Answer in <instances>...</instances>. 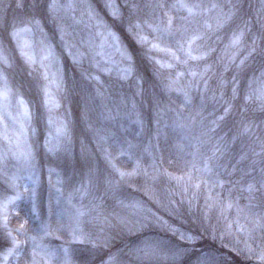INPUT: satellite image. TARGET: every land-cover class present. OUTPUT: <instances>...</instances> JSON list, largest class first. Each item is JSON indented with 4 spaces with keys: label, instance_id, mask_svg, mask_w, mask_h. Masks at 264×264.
<instances>
[{
    "label": "rangeland",
    "instance_id": "rangeland-1",
    "mask_svg": "<svg viewBox=\"0 0 264 264\" xmlns=\"http://www.w3.org/2000/svg\"><path fill=\"white\" fill-rule=\"evenodd\" d=\"M124 1L126 2V0ZM242 1L246 4V14L249 15V18L244 21L243 27H240L238 25L230 26V20L223 26L217 25V17H226L232 14L233 5H236L238 0H189V2H198L206 6L211 4L219 6L207 14L197 15L200 17L202 39L196 41L193 47L198 52L208 53L204 60L189 61L186 66L182 62L186 57L181 51L172 50L179 60L174 59L168 52L153 53V56L161 60L162 63L173 64L172 68H160L155 64L158 69L157 75H167L169 78L175 79L177 73L183 72L185 73L181 77L183 84L193 79L187 75L189 67L197 71H202L205 67L208 68L203 80L199 77L196 78L198 87L193 85L189 89V94L191 96L192 93H199L203 96L206 90H209V99L213 102L214 107L209 127L210 129L215 128V131H210L212 135L209 154L211 155L217 147L220 149L213 162V169H216L217 172L213 173L211 189L218 198L222 196L223 192L226 200L231 199L234 186L233 181L229 179L227 162L220 163L228 147L225 132L220 135L218 133L221 121H218L217 117L224 115L223 112L221 113V108L223 105L226 106L225 99H222V89L231 83L234 76L237 75V70L242 66L240 61L245 57L248 58V50L254 38H257V47H261L262 42L257 35L259 31L264 30L262 0ZM50 2L51 0H0V40L4 41L3 46L0 47V55L6 56L9 60L8 66L0 65V71L6 77V83L4 80H0V92H8L7 99L0 98V153H8L9 158L3 167L9 174H16L20 177L21 191L25 184L35 190L34 202L39 217L30 214L33 207L32 198L19 201V215L11 217L10 227L16 228L26 216L27 218L31 217L32 222L28 218L26 234L32 236L36 234L41 221L50 219L53 227H58L57 213H60L63 226L54 235L47 236L43 240V244L58 251L59 259L64 258V249H67L69 264H104L110 256L115 258V264H135L130 250L143 248L146 244V235H143L139 243L141 246L130 243V245L126 244L113 252L110 249L122 238L133 234L136 229L139 231L146 229V226L141 228L136 225V222L146 213H142L136 207L125 206L139 203L146 209V202L138 197L134 198L127 190L133 188L134 177L129 183H125L126 189L122 184L118 189L107 190L105 180L114 175L112 168L108 164L107 169L99 167V160L95 157L90 161L91 165H88L87 158L82 152L74 155L73 118L74 110H77L82 116L87 104L97 107L101 113V124L98 126L100 134L96 141L107 145V149L114 157L113 163L116 167L130 171L134 166L135 159L138 158L141 160L142 166L146 168V142H132L126 137L135 126L143 125L142 116L135 112L138 114V117H135L134 114L132 87H137L133 77L136 71L138 75H146V59L142 56L138 46L141 58L137 63L131 52L124 46L119 34L113 29L119 36L121 45L133 58L135 64L134 75L130 79H121L119 74L122 66L120 55L107 46L103 49L99 47L100 39L95 36L96 29L88 24L87 16L84 15L86 9L79 6L82 3L91 4L101 15L97 7L105 12L103 9L105 0H73L78 5L75 11L66 14L63 10H58L55 13V19L50 18L47 14L46 6ZM66 2L67 0H58V3L61 4ZM165 2L172 4L175 0H165ZM33 4L40 7L33 9L31 7ZM177 14L187 16V13L182 10H173L171 12L173 22H175ZM31 16H35L40 21L39 26L33 23L30 25L31 31L21 33L16 40H8L10 42L8 44L4 39L6 25L10 28L15 22L17 27L22 28L25 25L21 21L27 20ZM73 16L76 18L75 20L72 18ZM101 17L104 18L102 15ZM79 20L84 22H77ZM58 25L63 27L67 34L63 41L60 38ZM245 28L253 29L254 35L251 42L243 50L230 47L233 33ZM52 37H56V39L52 40ZM149 39H152L151 35H149ZM65 41H70L74 45L73 51L76 48H81L88 52V55L80 63L73 62L77 68L82 65L86 67L84 61L92 65V68L88 66V68H84L85 70L77 73V75H85L86 79L82 75L75 76L74 71H72V75H70L71 72L66 71L61 56L64 52L69 55ZM90 41L92 50L89 52ZM25 43L28 46L23 50L33 57L34 63H27L25 57L21 56V47ZM48 48H51L55 53L54 60L44 58ZM14 53L19 56V61L14 58ZM96 53H102V55ZM233 54L236 57L235 62L230 61ZM69 56L72 58L71 55ZM106 58L113 61L105 65L110 68V71H99L95 64L97 62L103 64V60ZM138 69L142 73L138 72ZM66 75H69L68 79H66ZM89 75L97 76L99 81L88 78ZM229 76L232 77L229 78ZM212 79L217 81V85L208 89ZM82 90L86 91L87 100L81 96ZM98 90L102 92V95L98 94ZM46 92L47 97L45 96ZM176 93L184 99L182 94ZM77 97L79 98L77 99ZM46 99L47 106L45 105ZM19 101H23V104L21 105ZM79 103L83 107L80 111L76 109ZM182 106L184 107V105ZM49 118H51V123H49ZM213 121H217L218 126L214 125ZM116 125L120 127L122 133L114 129ZM58 129L62 130L60 135H58ZM213 132L215 133L213 134ZM102 137L104 139H101ZM46 140L49 141V147L59 143V150L49 151L45 146ZM129 144L133 146L131 148L132 159H129L127 155L119 154L120 149L123 147L127 150ZM10 149L12 152L30 151L32 154L31 165L25 164L23 159L13 158ZM76 159L82 165V169H88V166H91L92 171L83 173L81 168L72 170V166L75 164L73 162ZM129 162L133 164L131 168L128 166ZM198 167L199 164L196 165V169L192 173L193 182L201 178V173L197 171ZM139 176L146 181L143 175ZM218 179L224 181L223 189L216 184ZM239 187L243 188L242 185ZM7 192V186L3 177L0 176V197H3ZM27 195L31 197V193ZM57 197H59V203H57ZM77 209L86 212V215L80 218L79 227L96 242L97 247L95 248L91 243H79L73 240L69 226L73 223ZM20 238L23 240L26 237L21 236ZM0 239L4 240L2 233H0ZM31 246V241L23 246L24 259H31ZM3 249L4 247L0 251Z\"/></svg>",
    "mask_w": 264,
    "mask_h": 264
},
{
    "label": "trees",
    "instance_id": "trees-1",
    "mask_svg": "<svg viewBox=\"0 0 264 264\" xmlns=\"http://www.w3.org/2000/svg\"><path fill=\"white\" fill-rule=\"evenodd\" d=\"M129 2L130 0H126V2L117 0L122 8ZM97 8L104 19L119 34L124 46L131 52L136 62L139 63L141 55L134 39L125 31L120 21L117 20L113 23L112 19L101 8ZM232 13L234 15H232L229 25L243 27L244 21L249 18V15L246 14V4L242 0H238ZM183 17L185 16L177 14L174 25L186 26L189 33H202L200 17H192L189 21L184 20ZM244 30L245 36L238 47L239 50L245 49L254 35L253 29L245 28ZM258 33L257 36L261 32ZM55 39L56 37H52V40ZM7 43L10 44L8 40ZM168 44L172 50L179 51L175 40L169 41ZM259 48L257 47V54L248 57L246 62L237 70V75L234 76L232 82L222 89V99H225V105L231 104L232 108L231 112L220 122L218 133L220 135L225 132L228 144L220 163L227 162L228 164L227 172L230 173L229 179L233 181L234 186L231 199L241 209H245L249 204L247 193L243 191L244 187L246 188L247 183L253 178L259 179L260 165L257 164L256 170L253 171L251 162L254 159H260L254 153L260 152L261 140L264 139V112L260 110L257 103L245 104L241 99L248 90L250 81H253L252 87H256L254 81L260 76L258 74L264 67V58L259 55ZM61 56L66 71L71 72L70 75L74 71L75 76H81L82 74L77 75L79 71L85 70L88 66L92 68V65L87 61H84L86 67L82 65L77 68L66 52ZM14 58L16 61L20 60L16 53H14ZM145 70L146 75H138L136 71L133 77L137 87H132L134 114L135 117H138V114L142 116L143 125L141 127L135 126L130 134L128 136L125 134V136L132 142H146V168L151 172V165L155 163L160 169L161 175L155 181L151 179L144 181L140 176H136L133 179V188L127 190L134 198L143 199L146 202V209L149 210L146 214H154V217L146 225V229L141 231L136 229L133 234L119 240L110 250L113 252L126 244L130 245V243L139 244L143 235H146V243H160L165 247L179 245L184 248L185 252L179 258V264H197V261L205 253H212L219 264H258L255 258L248 259L247 256L236 252V248L243 247L244 237L242 234L233 233L231 236L225 234L224 238L221 239V232H223L226 223L236 219L237 208L234 206L224 210L223 214H221L220 206L206 208V204L210 203L208 201L209 194L211 193L213 197H216L211 189L213 173L217 172L216 169H213L211 174L205 175L204 183L201 184L199 190L189 187L186 195L183 193V185L178 184L176 179L170 178L169 175L163 174L166 171L171 177H186L189 171L194 173L196 165H200L203 157L210 155L212 134L210 133L209 121L212 118L214 107L213 102L209 99V90H206L203 96L199 93H192L191 102L186 104L181 95L166 89L165 85L169 77L157 75L158 69L154 62L146 59ZM138 72L142 73L139 69ZM82 77L85 78V75ZM102 77L105 79L104 74ZM231 77L229 76V78ZM68 78L69 75H66V79ZM216 85L217 81L212 79L208 89H212ZM233 88L238 89V95L235 98H233ZM83 90L81 96L87 100V93ZM224 107L223 105L221 113ZM76 109L80 111L83 107L79 103ZM80 114L74 110L75 144L73 153L75 155L82 152L87 158L88 165H91L90 161L94 160L95 157L99 160V167L107 169L103 155L107 145H102L96 141L100 134L98 130V126L101 124L100 110L87 104L85 113L82 116ZM246 125L249 130L244 132ZM114 129L122 133L119 126H114ZM180 146L183 148L182 151ZM70 163H72L71 160ZM73 163L75 164L72 166V170L82 167L77 159ZM128 166L131 168L133 164L129 162ZM88 169L83 168V173L91 172V166H88ZM123 185L126 189L125 183ZM240 185L243 188H240ZM224 196L222 192L219 199L225 201ZM189 199L192 200L191 210L189 209ZM169 200L172 201L171 204H169ZM254 203H258V200ZM205 211L208 214L207 219H204L202 215ZM28 218L32 222V218ZM181 232L192 233L196 236L195 241L186 243L179 240L178 235ZM5 246V241L0 239V249Z\"/></svg>",
    "mask_w": 264,
    "mask_h": 264
},
{
    "label": "snow or ice",
    "instance_id": "snow-or-ice-1",
    "mask_svg": "<svg viewBox=\"0 0 264 264\" xmlns=\"http://www.w3.org/2000/svg\"><path fill=\"white\" fill-rule=\"evenodd\" d=\"M20 6L19 4L17 5ZM77 4L73 0H67L66 3H58V0H51L47 4L46 10L50 18L55 19V13L58 10H63L66 14L69 12H74L77 8ZM82 8L86 9L84 15L87 16L88 24L91 27L96 29L95 36L100 39L99 47L103 49L105 46L112 48L118 53L121 57L120 67V78L121 79H130L135 73V64L133 58L128 54L127 50L121 45L120 38L117 33L113 30V27L101 17L99 13L93 8L91 4H80ZM33 9H37L40 6L33 4L31 6ZM216 4L204 5L198 2H189V0H175L174 3L168 4L165 0H130L123 8L116 0H105L103 9L107 16L111 17L113 23L115 21H120L121 25L124 26L125 31L131 36L135 43L140 47L142 56L150 62H154L156 65H159L160 68H172V63L164 64L161 60L153 56L154 52H168L173 56L174 59L179 60V57L176 56L175 52L172 51V48L169 46L168 42L175 40V44L179 51L184 53L186 57L182 62L187 66L189 61H201L204 60L208 55L207 52H198L193 46L196 44V41L202 39V35L198 32L189 33V30L186 26H176L173 22V16L171 12L173 10H182L187 13V16L183 17L184 20L189 21L192 17L201 14H207L208 12L218 8ZM235 7V5H233ZM126 9V11H125ZM262 9H264V0H262ZM234 13L227 15L226 17L218 16L217 25L223 26L225 22L231 20ZM76 19L74 16L72 17ZM77 22H84L79 20ZM25 26L20 28L17 27L16 23H12L10 28L6 25L5 31L6 35L5 40H16L21 33L31 31L30 25L35 23L39 26L40 21L35 18V16L29 17L27 20L21 21ZM247 23V22H246ZM58 30L60 32L61 40H65L67 35L64 28L58 25ZM149 35L152 36V39H149ZM245 36V30L241 29L237 33H233L230 47L238 48L242 43ZM258 39L262 42V46L259 48V55L264 58V30L261 31ZM4 41L0 40V47L3 46ZM19 46V45H18ZM28 45L25 43L21 47V56L25 57L27 63H34L33 57L28 55L23 48ZM65 47L69 55L72 56L74 63H80L87 55L88 52L81 50V48H76L73 51L74 45L70 41H65ZM89 52L92 50V42L88 44ZM257 38L252 40L250 48L248 50V57H251L257 54ZM97 55H102V53H96ZM48 60L55 59V53L51 48H48L47 53L44 57ZM235 54L230 57L231 62H235ZM247 57L240 61L241 65L246 62ZM113 61L110 58L103 60V64L97 62L95 67L99 71L109 72L110 68L105 67L112 63ZM0 65H9V60L6 56L0 55ZM208 68L205 67L202 71H197L192 67H189L187 73L188 76H191L193 79L188 81L186 84L181 83V77L185 75L183 72L177 73L175 79L169 78L167 84L165 85L166 89L169 91H176L184 96L185 103L191 102V96L189 94V89L195 85L198 87V82L196 80L199 77L201 80L204 79ZM47 79V75L45 76ZM90 79L99 81V78L95 75H89ZM0 80H4L6 83V77L3 72L0 71ZM254 82L257 83L255 88L252 87L253 81L249 82L248 90L241 97L245 104L255 102L258 104L260 110L264 112V67L260 72L259 78ZM98 94L102 95V92ZM238 95V89L233 88V98ZM8 92H0V98L7 99ZM47 97V92L45 93ZM22 105L23 101H19ZM47 99L45 100V105L47 106ZM231 104L223 108L224 115L217 117L218 121L225 119V116L231 112ZM49 123H51V118H49ZM214 125H217V121H213ZM248 126L244 128V132H247ZM210 131H215V128L210 129ZM58 135L61 134L62 130H57ZM101 139H104L103 137ZM45 146L49 151L59 150V143L54 146L49 147V141H45ZM133 146L129 144L128 149L123 147L120 149V155H127L129 159L133 158V153L131 148ZM180 150L183 148L180 146ZM11 156L17 160L23 159L24 163L31 165L32 154L28 152H12ZM220 149L217 147L211 155L203 157L197 171L201 173V178L196 182H193L192 173L189 171L185 176L181 177H171L166 171L164 175H169L170 178L176 179L178 184L183 185V193L186 195L189 187L199 190L201 184L204 183L203 176L211 174L213 171V162L217 156V153ZM255 156L260 157L259 160H253L251 162L252 170H256V165L259 164V179L253 178L250 182L247 183L246 188L243 189L247 193V199L249 204L245 209L239 208L237 204L232 199H227L221 201L218 197H213L211 193L208 196V201L210 203L206 204V208H211L213 206H220L222 213L224 210L231 209L234 206L237 208V216L233 221L226 223L223 232H221V239L224 238L225 234L231 236L233 233L242 234L244 237L243 247L236 248V252L240 255L247 256L248 259L255 258L258 264H264V139L261 140L260 152L254 153ZM9 156L8 153H0V176L3 177L4 183L7 186L8 192L0 197V233L3 234L6 247L3 251H0V264H69L67 259V249H64L65 256L62 259L58 258V251L56 249L49 248L43 244L45 237L54 235L62 227L61 214L57 213V225L58 227H53L51 220L41 221L39 224L36 234L32 236H27L26 234V225L28 224L27 216L23 222H19L16 228L10 227L11 217L13 215L18 216V202L22 200H27L29 198L33 199V207L31 209V215L38 217L36 212L34 196L35 190L30 189L27 184L23 185V191H21V185L19 183L20 177L16 174H9L5 171L4 165L6 164ZM104 159L106 163L112 168L114 175L107 177L105 180L107 190L118 189L122 184L129 183L133 177L143 175V177L148 180L151 179L155 181L161 175L160 169L157 168L156 164L151 165L152 171L149 172L148 168L142 166L140 159H135L134 166L130 171L121 170L117 168L113 163L114 157L109 149H104ZM92 171V170H90ZM216 184L223 189L224 181L218 179ZM59 191V189H57ZM31 193V197L27 194ZM258 203H254L257 201ZM57 203H59V197H57ZM123 203V201H121ZM172 201L169 200V204ZM189 209L191 210L192 200L189 199ZM132 206L140 209L142 213H148L149 210L145 209L143 205L139 203ZM258 209V210H257ZM86 215V212L77 209L76 215L73 217V223L69 226L73 240L79 243H91L92 247H97V244L92 240L88 234L84 233L80 227V218ZM203 218L207 219V212L203 214ZM154 217V214H145L141 217L140 220L136 222V225L139 227H145L150 220ZM159 219V218H155ZM123 223V221H122ZM175 231L174 229H170ZM215 232V229H213ZM21 236H25V239H21ZM178 239L186 243H193L196 239V236L192 233H179ZM31 241V259H24V245ZM185 249L179 245H174L172 247H165L160 243H146L143 248H136L130 250V255L134 258L135 264H179V258L183 255ZM104 264H115V258L109 257L108 261H105ZM197 264H219L217 259L212 255V253H205L198 261Z\"/></svg>",
    "mask_w": 264,
    "mask_h": 264
}]
</instances>
